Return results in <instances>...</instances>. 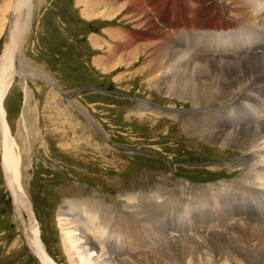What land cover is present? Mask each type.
Wrapping results in <instances>:
<instances>
[{
    "label": "bare ground",
    "instance_id": "obj_1",
    "mask_svg": "<svg viewBox=\"0 0 264 264\" xmlns=\"http://www.w3.org/2000/svg\"><path fill=\"white\" fill-rule=\"evenodd\" d=\"M194 1V8L182 11L178 0H165L166 21L157 41H152V33L159 27L149 15L145 0H130L126 5L85 0V6L89 18L105 14L111 18L125 9L124 16H132L138 26L152 31L140 39L141 45L136 44L137 38L135 42L126 36L122 49H107V59L119 53L120 58L111 64L116 66L121 58L134 60L139 51L150 48L145 62L151 65L148 71L152 76H159L163 69L178 72V77L170 81L173 93L164 94L181 95L193 106L188 110L165 106L159 108L160 112L172 118L174 125H184L186 131L179 128L178 133L190 140L207 148L239 153L226 163L239 175L229 182L210 185L178 180L151 192H130L124 203L99 198L96 193L74 194L57 212L68 264H264V220L247 214L227 217L226 202L221 208L217 198L218 194L228 193L230 205L247 208L252 199L264 196V0H230L233 11L224 9L226 0ZM212 3L214 10L205 14ZM103 4L108 7L102 9L104 15L99 10ZM33 6V0L14 1L5 36L0 67L2 163L31 249L40 264H59L39 234L40 224L22 184L21 146L12 134L5 108L6 95L16 75L36 76L55 86L52 78L33 68L20 54ZM102 41L97 38L98 44ZM105 59L97 62L103 64ZM150 105L145 102L140 107L149 110ZM214 120L217 127L212 126ZM75 145L74 151H78L80 147ZM202 203L222 211L219 222L217 217L211 219L205 214ZM196 209L194 217L191 213ZM171 210L182 211V216L176 217L178 224ZM259 216L264 219L263 209ZM109 244L121 248H111L114 259L106 247Z\"/></svg>",
    "mask_w": 264,
    "mask_h": 264
},
{
    "label": "rangeland",
    "instance_id": "obj_2",
    "mask_svg": "<svg viewBox=\"0 0 264 264\" xmlns=\"http://www.w3.org/2000/svg\"><path fill=\"white\" fill-rule=\"evenodd\" d=\"M14 1L0 0V67ZM105 1L110 5L130 2ZM226 2L224 9L233 11L230 0ZM86 3L85 0H33L20 54L33 68L52 78L55 86L36 76L16 75L5 100L12 134L21 146L22 184L40 224L43 243L59 264L68 263L57 212L76 193H96L99 198L124 203L130 192H151L172 186L178 180L210 185L229 182L239 175L235 168L226 165L239 153L207 148L190 140L178 133L179 128L186 131L184 125L176 122L174 125L172 118L160 112L159 108L165 106L177 110L193 106L191 100L181 95L164 94V91L173 93L170 81L178 77V72L163 69L159 76H152L148 71L151 65L145 62L150 48L139 51L134 60L121 58L116 66L111 64L120 58L119 53L107 59L110 55L107 49H122L126 36L134 41L137 38L136 44L141 45L140 39L152 31L138 26L132 16H124L125 9L109 18L102 10L108 8L104 4L99 8L104 17L89 18ZM144 3L159 27L152 33V41H157L164 30L167 3L165 0ZM178 4L182 11H188L185 7L194 8L195 1L178 0ZM213 7L214 3L208 5L205 14L213 11ZM95 36L103 41L98 44ZM103 57L106 62H97ZM145 102L151 103L149 110L140 107ZM212 126L217 127L215 120ZM1 143L0 133V264H40L16 212L2 163ZM74 144L79 145L78 151H74ZM217 198L221 208L223 201L226 202L227 217L247 214L252 219L264 220L259 216V210H264L263 194L262 199H252L247 208L230 205L228 193L218 194ZM194 205L197 206L196 202ZM202 208L208 217H217L219 222L222 211L203 203ZM171 212L178 224L176 217H181L182 211ZM196 214L197 209L191 213L194 217ZM106 247L112 259L111 248L121 250L111 244Z\"/></svg>",
    "mask_w": 264,
    "mask_h": 264
}]
</instances>
